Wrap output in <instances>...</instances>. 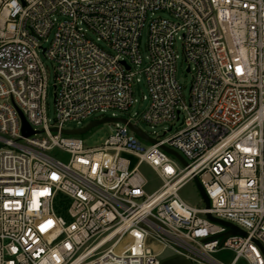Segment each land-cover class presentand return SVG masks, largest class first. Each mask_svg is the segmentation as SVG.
<instances>
[{"label": "built area", "instance_id": "2783aa9c", "mask_svg": "<svg viewBox=\"0 0 264 264\" xmlns=\"http://www.w3.org/2000/svg\"><path fill=\"white\" fill-rule=\"evenodd\" d=\"M43 58L55 65L54 121ZM141 83L140 120L169 125L143 131L154 143L114 114ZM108 112L127 123L96 148L63 133ZM142 164L162 182L150 195ZM194 177L209 209L178 195ZM206 214L246 235L223 239ZM223 250L231 264H264V0H0V264H222Z\"/></svg>", "mask_w": 264, "mask_h": 264}, {"label": "rangeland", "instance_id": "374dc122", "mask_svg": "<svg viewBox=\"0 0 264 264\" xmlns=\"http://www.w3.org/2000/svg\"><path fill=\"white\" fill-rule=\"evenodd\" d=\"M157 16H160L161 18H167V15L164 13H159ZM92 37V35H90ZM147 29L143 31L142 39H141V55L144 60V64L140 67L142 69L145 66L146 63V45H147ZM176 52L179 56V59L177 61V72H176V78L178 80V83L181 85L184 96L186 98L189 97L191 83H192V75L188 72V65L185 61L182 46L180 42H177L176 44ZM44 65L47 70L48 75V90H47V113L48 118L51 121H54L55 119V108H54V81H55V74H54V63L46 60L43 58ZM145 97V99H144ZM148 91L146 86L141 83L139 86L135 87L134 89V99L135 103L133 107L130 109L129 112L126 113H120V112H114L118 117L123 118H129L132 120L133 123H138V127L148 133L149 135L153 136V134H157L158 136L163 135V133L169 128V125L167 124H160L155 127H151L150 125L146 124L145 122H142L140 120V116L145 112L146 108L148 107ZM112 112H108L104 117H101L99 115L93 116L85 120L82 124L77 123H69L67 127L69 129L74 128H82L88 126L93 121L102 120L106 117H111ZM177 129L179 128V124L176 125ZM176 127L174 128V132L176 131ZM116 128L115 123H104L96 128L92 129L85 135H83L81 138L84 140L85 146L88 148H96L100 146L106 138L114 134V130ZM145 146H150V143H144ZM52 156L57 157L58 159L68 162L69 155L62 152L59 149H55L53 152H51ZM138 172L142 176V178L146 182L145 192L150 195L157 191L161 185L162 182L159 179L158 175L146 164H142L138 167ZM179 197L188 202L190 205L201 208L203 206L202 198L194 184V182H187L178 192ZM214 258L216 261L222 264H231V262L235 258V253L230 250H223L214 255ZM236 264H245L243 260H239Z\"/></svg>", "mask_w": 264, "mask_h": 264}, {"label": "water", "instance_id": "95a60500", "mask_svg": "<svg viewBox=\"0 0 264 264\" xmlns=\"http://www.w3.org/2000/svg\"><path fill=\"white\" fill-rule=\"evenodd\" d=\"M119 120L123 123H127L126 120H122V119L105 118L102 120L93 121L83 129L64 130L63 133L65 135L82 136V135H85L86 133H88L89 131H91L92 129L96 128L97 126H99L101 124L113 123V122H116ZM22 122H23L22 134L25 137H29V136L33 135L34 131H32V129L30 128V126L28 125V123L26 122V120L23 117H22ZM129 128L140 138L154 143V141L151 140L150 138H148V136L142 130H140L138 127H136L134 125H129ZM163 150L165 152H167L168 154L176 157L181 162V164L183 166H185V167L188 166L187 162L175 151L168 149L166 147H163ZM194 184H195V186H196V188H197V190H198V192L202 198L203 203L206 206V209H209L210 208L209 198L206 195V193H205L201 183L199 182L198 178H196V177H194ZM206 218L213 223L220 224V225L228 228V231L222 235L223 239H226L227 237L232 236V235H241V236L246 235L243 231H241L240 229H238L234 225H232L226 221H222L220 219L214 218L210 214H206ZM165 264H187V262L181 258H175V259H172L170 261L165 262Z\"/></svg>", "mask_w": 264, "mask_h": 264}]
</instances>
